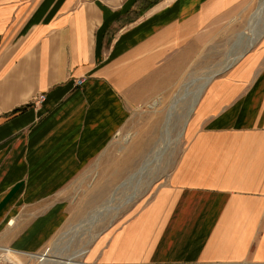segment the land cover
I'll return each mask as SVG.
<instances>
[{
  "label": "crops",
  "instance_id": "0c3cea01",
  "mask_svg": "<svg viewBox=\"0 0 264 264\" xmlns=\"http://www.w3.org/2000/svg\"><path fill=\"white\" fill-rule=\"evenodd\" d=\"M255 1L0 0V249L43 252L69 184ZM247 49L219 63L237 58L202 91L169 177L79 264H264V36Z\"/></svg>",
  "mask_w": 264,
  "mask_h": 264
},
{
  "label": "rangeland",
  "instance_id": "374dc122",
  "mask_svg": "<svg viewBox=\"0 0 264 264\" xmlns=\"http://www.w3.org/2000/svg\"><path fill=\"white\" fill-rule=\"evenodd\" d=\"M263 1L256 0L243 21L230 27L221 40L204 51L196 50L194 64L177 87L146 106L107 152L69 184L63 192L68 206L67 223L43 252L29 256L0 249V264L81 263L93 240L115 218L151 186L166 180L185 145V122L193 114L194 111L188 116L197 98L193 92L221 67L228 66L220 62L244 53L251 42L253 45L264 36ZM241 34L243 42L239 45L236 41Z\"/></svg>",
  "mask_w": 264,
  "mask_h": 264
},
{
  "label": "bare ground",
  "instance_id": "6f19581e",
  "mask_svg": "<svg viewBox=\"0 0 264 264\" xmlns=\"http://www.w3.org/2000/svg\"><path fill=\"white\" fill-rule=\"evenodd\" d=\"M263 5H264V1H263ZM252 35V34H251ZM251 45H252V42H251ZM251 45H250V47H251ZM238 57V56H237ZM237 58H235L234 60H236ZM234 60H232V61H234ZM231 63V62H230ZM230 63H228L227 65L229 66L230 65ZM227 66V67H228ZM217 73V72H216ZM214 75V74H213ZM213 76H211L207 81H206V83L205 84H203L200 88H198V91L197 92H193V97L195 98V97H197L196 98V101H197V99H198V97L200 96V93H201V91L202 90H204V88H205V86L207 85V83L210 81V79L212 78ZM204 79V78H203ZM206 79V78H205ZM188 88V87H187ZM196 101H195V99H194V101H193V103H192V105H191V107H190V109H189V113H188V116L194 111V107H195V105H196ZM172 116V115H171ZM185 125H187L186 124V122H185ZM108 207V206H107ZM104 208H102L101 210H103ZM72 263V262H71ZM70 263V264H71Z\"/></svg>",
  "mask_w": 264,
  "mask_h": 264
},
{
  "label": "built area",
  "instance_id": "2783aa9c",
  "mask_svg": "<svg viewBox=\"0 0 264 264\" xmlns=\"http://www.w3.org/2000/svg\"><path fill=\"white\" fill-rule=\"evenodd\" d=\"M84 82H85L84 79H82V80H78L76 85H77L78 87H80V86H82V85L84 84ZM44 100H45L44 97H40V102H43Z\"/></svg>",
  "mask_w": 264,
  "mask_h": 264
},
{
  "label": "trees",
  "instance_id": "16d2710c",
  "mask_svg": "<svg viewBox=\"0 0 264 264\" xmlns=\"http://www.w3.org/2000/svg\"><path fill=\"white\" fill-rule=\"evenodd\" d=\"M158 1H161V0H148V2H150L149 5H148V8H150L154 4L158 3Z\"/></svg>",
  "mask_w": 264,
  "mask_h": 264
}]
</instances>
